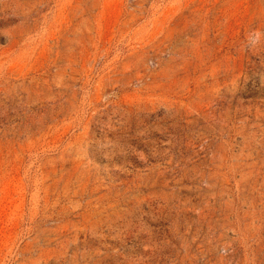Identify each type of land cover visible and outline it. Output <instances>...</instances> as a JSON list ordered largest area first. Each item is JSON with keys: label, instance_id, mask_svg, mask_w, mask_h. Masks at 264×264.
<instances>
[{"label": "rangeland", "instance_id": "rangeland-1", "mask_svg": "<svg viewBox=\"0 0 264 264\" xmlns=\"http://www.w3.org/2000/svg\"><path fill=\"white\" fill-rule=\"evenodd\" d=\"M0 264H264V0H0Z\"/></svg>", "mask_w": 264, "mask_h": 264}]
</instances>
